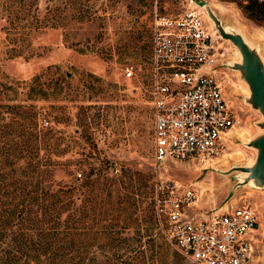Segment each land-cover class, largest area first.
<instances>
[{
	"label": "rangeland",
	"instance_id": "obj_1",
	"mask_svg": "<svg viewBox=\"0 0 264 264\" xmlns=\"http://www.w3.org/2000/svg\"><path fill=\"white\" fill-rule=\"evenodd\" d=\"M205 1L221 25L238 33L264 62V26L245 18L235 2ZM175 8L172 0H0V105L4 106L0 112L8 110L7 96L13 98L3 87L10 84L18 92L19 100L13 105L29 106L37 129H51L52 139L62 137L58 142L64 151L51 157L58 165L45 169L43 177L54 188L71 187V211L78 204L90 210L92 195L80 181L91 180L90 169L105 167L102 163L107 161L109 174L115 178L111 200H122L115 204L127 207L141 228L155 224L163 234L164 222L158 220L151 205L155 174L149 53L153 15H172ZM219 43L228 72L226 92L240 123L228 132L216 158L194 164L169 161L165 175L194 186L200 205L206 208L230 203L254 208L259 256L252 264H264V184L245 182L242 170L255 158L249 141L263 132L259 126L263 117L248 102L247 85L238 69L225 66V62L234 65L240 61L237 49L228 40ZM125 66L132 67L131 77L123 75ZM29 87L43 91L34 94ZM20 109L11 110L10 116H20ZM125 175L141 196H135L140 202L135 201L134 213L129 206L132 198H122V194H130L124 187ZM97 197L106 200L102 193ZM92 215H85V232L103 224L93 223ZM132 230L129 227L126 234L131 235ZM90 242L86 237L87 258L95 253L97 262L105 264V257L99 255L102 240L98 248ZM181 264L188 263L182 260Z\"/></svg>",
	"mask_w": 264,
	"mask_h": 264
},
{
	"label": "built area",
	"instance_id": "obj_2",
	"mask_svg": "<svg viewBox=\"0 0 264 264\" xmlns=\"http://www.w3.org/2000/svg\"><path fill=\"white\" fill-rule=\"evenodd\" d=\"M172 2V15H153L150 39L153 212L184 262L252 264L259 256L254 208L242 203L206 208L194 186L165 175L166 162L216 158L240 123L226 92L228 72L212 22L199 0ZM122 72L133 74L131 66Z\"/></svg>",
	"mask_w": 264,
	"mask_h": 264
},
{
	"label": "trees",
	"instance_id": "obj_3",
	"mask_svg": "<svg viewBox=\"0 0 264 264\" xmlns=\"http://www.w3.org/2000/svg\"><path fill=\"white\" fill-rule=\"evenodd\" d=\"M223 1L235 2L245 18L264 26V0ZM3 87L13 93V98L7 96L8 110L0 112V264H101L95 253L87 258L86 237L96 248L102 240L99 255L105 257V264L182 263L183 259L155 224L141 228L127 207L115 204L122 200H111L115 178L109 174L107 161L102 163L105 167L90 169L89 175H94L91 180L80 181L92 195L90 210L78 204L71 211V187L54 188L43 177L45 169L58 165L51 157L64 151L58 142L62 137L52 139L51 129H37L33 114L27 111L29 106L24 109L22 104L13 105L18 99L17 90L10 84ZM39 90L29 87V91H36L34 94ZM16 108H21L20 116H10ZM123 177L130 194H122V198H132L129 206H133L134 213L138 207L135 201H139L135 196H141L131 188L129 175ZM100 193L106 200L97 197ZM87 212L93 214V223L103 222L98 230L85 232ZM133 222L135 225L131 226ZM129 227L133 229L131 235L126 234Z\"/></svg>",
	"mask_w": 264,
	"mask_h": 264
},
{
	"label": "water",
	"instance_id": "obj_4",
	"mask_svg": "<svg viewBox=\"0 0 264 264\" xmlns=\"http://www.w3.org/2000/svg\"><path fill=\"white\" fill-rule=\"evenodd\" d=\"M199 4L212 22L217 36L220 39L230 41L237 49L240 61L234 63V65L225 62V66L230 70L231 67L238 69L241 78L247 85L248 102L263 117L262 122L259 124L263 132L249 141V145L256 151L255 158L249 166L242 168L246 174L245 182L251 181L255 185H262L264 184V62L259 59L249 44L238 33L227 30L221 25V22L205 0H199Z\"/></svg>",
	"mask_w": 264,
	"mask_h": 264
},
{
	"label": "bare ground",
	"instance_id": "obj_5",
	"mask_svg": "<svg viewBox=\"0 0 264 264\" xmlns=\"http://www.w3.org/2000/svg\"><path fill=\"white\" fill-rule=\"evenodd\" d=\"M209 4V3H208ZM226 5V4H225ZM232 5V4H231ZM210 6V5H209ZM230 6V5H229ZM220 7V6H219ZM210 8H212L211 6H210ZM224 8V7H223ZM220 9H222V8H220ZM226 9V8H225ZM228 9V8H227ZM212 10V9H211ZM230 10V9H229ZM213 11V10H212ZM225 29V28H224ZM261 29V28H260ZM255 32V31H254ZM258 36V35H257ZM259 37H261V36H259ZM223 40H225V39H223ZM225 41H227V40H225ZM246 135V134H245ZM239 153V152H238ZM229 156V155H228ZM234 156V155H233ZM237 156V155H236ZM241 156V155H240ZM216 161H218L217 159H216ZM225 161V160H224ZM222 163V162H221ZM252 163V161H250L249 162V164H251ZM209 164V163H208ZM204 167V166H203ZM204 187V186H203ZM205 189V188H204ZM206 190V189H205ZM202 191V190H201ZM209 195V194H208ZM203 196V195H202ZM210 201V200H209ZM205 202V201H204Z\"/></svg>",
	"mask_w": 264,
	"mask_h": 264
}]
</instances>
